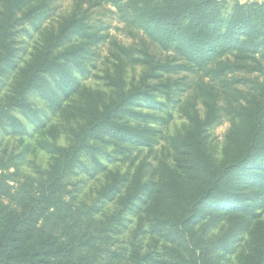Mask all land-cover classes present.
I'll use <instances>...</instances> for the list:
<instances>
[{
	"label": "trees",
	"instance_id": "trees-1",
	"mask_svg": "<svg viewBox=\"0 0 264 264\" xmlns=\"http://www.w3.org/2000/svg\"><path fill=\"white\" fill-rule=\"evenodd\" d=\"M49 3L0 0V129L9 135L29 134L24 119L44 124L35 99L57 112L82 92L95 47L109 39L107 26L92 20L94 8H115L110 13L142 32L148 43L117 45L120 63L105 78L109 95L87 92V103L77 107L84 122L69 128V147L45 145L54 162L37 189H16L0 174V264H174L170 258L157 259L156 251L143 253L134 242L129 255L100 245L127 227L124 214L148 215L154 204L160 207L148 232L183 245L193 264H207L211 251L234 252L243 239L236 229L254 237L247 264H264V2L77 0L73 12L47 29L31 59L20 65L17 38L30 34L21 22L43 14ZM122 56L144 66L138 79L126 80ZM181 72L199 75L193 98L182 97L191 87L187 75L172 78ZM176 108L189 125L170 141L174 163L161 161L160 176L146 161L133 174L112 173L96 201L120 198L119 210L88 233L84 221L92 222L99 209L70 206L64 200L66 180L91 174L89 161L106 172L102 156L111 159L115 153L129 161L133 149H153ZM224 114L242 126L235 124L237 139L227 161L218 165L206 150V139ZM6 168L0 155V171ZM224 220L231 225L222 236L194 240V226Z\"/></svg>",
	"mask_w": 264,
	"mask_h": 264
},
{
	"label": "rangeland",
	"instance_id": "rangeland-1",
	"mask_svg": "<svg viewBox=\"0 0 264 264\" xmlns=\"http://www.w3.org/2000/svg\"><path fill=\"white\" fill-rule=\"evenodd\" d=\"M76 1L50 0L47 11H44L43 14L31 21L23 20L21 22L22 27L27 28L30 34H19L17 38L19 41L18 46L22 47L20 65H25L31 59V54L39 45L43 33L47 29L56 27L73 12ZM241 1L245 2L249 0ZM259 1L264 2V0ZM230 4L232 5V2ZM87 6V4L84 5L85 8ZM110 9L115 11V8L107 5L105 11L98 7L90 12L93 21H97L98 23L101 21L107 26L104 32L109 34V39L105 43L95 47L94 51L96 54L92 58L93 66L91 67V73L82 81V92L74 96L65 104V107L61 111L57 110V112H51L48 103L43 100L35 99L34 101L38 104V107L47 112L48 115L43 112V125H34L24 119L29 130L28 135H9L6 131L0 129V155L7 163V168L4 171L1 170L0 174L12 179L11 183L16 189L21 186H32L34 189H37L41 179L46 177L50 166L54 162V155L45 148V145L55 143L62 147H69L73 143L69 128L72 126L76 127L84 122L77 107L87 103V92L96 94L101 91L107 94L105 97L109 95V87L105 78L108 74H115L116 65L120 63L117 45L122 47H139L143 41L148 40L142 32L137 31L133 27H128L125 23L121 22L116 14L110 13ZM169 55L173 56L172 54ZM121 59L127 64L125 67L127 81H131L133 78L138 79L143 74L144 66L133 62L125 56H122ZM186 75L189 78L188 81L191 83V87L182 93L183 99L194 97V87L199 75L186 72L172 74L173 79L186 77ZM238 75L243 76L245 74L239 73ZM13 77H11V80ZM197 103V107L202 115H204V105L201 103V100H198ZM172 113L173 119L167 126L163 127L161 138L153 149H133L129 161H124L121 156L116 158L118 155L115 153H113L111 159L102 156L100 159L106 166V172L95 170V163L89 161L87 166H89L91 174H75L66 180L64 200L70 206L76 210L96 205L99 209L98 214L95 215L92 222L88 220L84 221V230L88 231V233L94 232V228L100 220H105L112 213L119 210L120 198L115 202L97 203L96 201L97 192L107 183L112 173L119 172L123 174L129 172L133 174L136 168L143 161H146L149 163L150 171L158 176L159 163L161 161H166L170 164L174 163L175 153L170 146V141L173 136L185 133L189 124L179 108L173 110ZM235 124L238 127L242 126L239 120L233 121L229 115L224 114L218 124L207 132L206 150L218 165H222L227 161L235 143L234 139H237L234 131ZM109 151L114 152L113 149ZM151 172L148 173L152 174ZM159 207L160 204L152 205L148 210V215L145 212L140 215L124 214L127 218L125 221L127 227L121 234H109L111 238H107L102 242L100 244L101 247L125 251L129 255L131 243L134 242L142 246L143 253L148 250L156 251V253L161 255H159L160 257L157 256V259L170 258L174 264H193L194 258L183 245L171 242V240L159 234L148 232L151 230V216ZM230 225L229 221L224 220L216 226H194L192 229L194 231V240L196 241L200 236L205 239L222 236L229 229ZM233 232L237 233L240 236L239 238L243 237L238 242L237 249L232 253L211 251L207 255V264H247V257L254 237L250 234L242 235L239 229ZM103 255L106 254L104 253Z\"/></svg>",
	"mask_w": 264,
	"mask_h": 264
}]
</instances>
